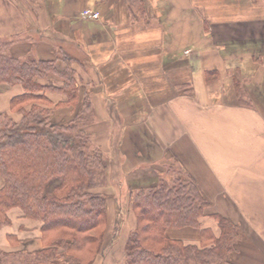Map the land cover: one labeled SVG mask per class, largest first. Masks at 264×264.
I'll return each instance as SVG.
<instances>
[{
	"label": "crops",
	"instance_id": "crops-1",
	"mask_svg": "<svg viewBox=\"0 0 264 264\" xmlns=\"http://www.w3.org/2000/svg\"><path fill=\"white\" fill-rule=\"evenodd\" d=\"M142 1L143 8L126 0H0V37L16 39L12 55L53 60L58 68L72 57L77 98L63 104L64 95L44 92L54 104L51 119H71L87 90L94 109L86 127L91 141L106 143L112 157L115 136V174L126 192L117 205L113 187L105 190L107 224L93 264L124 263L125 240L135 226L126 208L129 189L156 184L177 158L210 202L200 218L209 232L202 240L200 229L191 226L167 228L165 234L184 244L207 243L219 234L209 212H218L239 228L224 264H264V100L250 106L212 103L210 92L218 86L210 90L214 83L206 79V71L218 70V79L234 77L247 92L264 93V0ZM86 7L99 16L82 18ZM184 47L189 48L183 52ZM22 91L20 84L0 88V112L19 120L9 102ZM179 146L202 162L199 171L189 167ZM7 214L0 250L32 253L43 246L39 220L17 207ZM115 244L122 250L118 257ZM106 253L111 257L101 262Z\"/></svg>",
	"mask_w": 264,
	"mask_h": 264
},
{
	"label": "trees",
	"instance_id": "trees-1",
	"mask_svg": "<svg viewBox=\"0 0 264 264\" xmlns=\"http://www.w3.org/2000/svg\"><path fill=\"white\" fill-rule=\"evenodd\" d=\"M126 2L143 8L142 0ZM15 41L0 37V88L20 84L23 89L9 102L10 111L20 112L19 120L0 112V227L10 223L7 212L17 207L24 217L41 222L43 246L32 253L0 250V264H93L106 217L105 194L91 191L100 183L97 163H101L95 148L88 150L91 139L86 127L94 118L91 96L85 90L71 119L53 121L54 104L44 92L64 95L63 104L74 103L72 57H65L62 68L53 60L22 61L10 52ZM129 194L135 226L125 240L123 264L228 261L239 229L221 213L209 212L219 234L207 243L184 244L165 234L167 228L191 226L200 229L201 240L208 235L200 218L208 213L210 202L192 175L181 178L177 171L170 182L160 178L155 185L130 189Z\"/></svg>",
	"mask_w": 264,
	"mask_h": 264
},
{
	"label": "rangeland",
	"instance_id": "rangeland-1",
	"mask_svg": "<svg viewBox=\"0 0 264 264\" xmlns=\"http://www.w3.org/2000/svg\"><path fill=\"white\" fill-rule=\"evenodd\" d=\"M186 48H189V47H184L183 52H185ZM254 50H257V49H254ZM190 53H192V51H190ZM225 74L227 75L228 73L225 72ZM217 76H218V70L217 71L216 70H210L209 72L206 71V79L208 81H211V83L212 82L214 83V84H212L213 86L210 87V90L215 91L216 86H214V85H217L218 86L217 89H219V91L221 89H223V90L225 89L226 90V92L221 91V92H218L217 93L218 90L216 89V92H210V101L212 103L213 102L215 103V101H217V102H227V103H230V102H233L235 100H236V103H240V102H246L247 103L248 102L250 104H253V102H256V101L263 102V100H264V93H260L259 92L258 94H256V93H252L251 94V93L247 92L246 87H244L243 84H242L243 81L238 80V81H240V82H238L234 77L229 78V77H226V76L218 79ZM219 86H220V88H219ZM181 87H183V86H181ZM238 98L240 100H238ZM215 111L216 110H213L212 109V113H214ZM116 131L117 130L115 129V131H114L113 134H115ZM184 136H187V134H185ZM113 137H115V136H112V140H111L112 142L109 143V145L111 146L110 150H111L112 157H108V153H106L107 151H109L108 148H107V144L106 143H103L102 145H100V144H96V143H94V142L91 141L90 146L88 148L89 151L91 149L93 150L95 148V151L94 150L93 151L95 153H98L97 154L98 157L100 156V158H101L100 165L96 162L97 165H98V168L100 169L99 175H98L99 180H100V183L96 187H93L91 189V191H95V192H99V193L105 194V217H106V204H107L106 203V193H105L106 191L105 190H109L110 191L112 189V187H113V189L115 191V197L118 200V201H116V204L117 205L121 202L119 200L120 199L121 200L123 199V196L125 195V192H126V188L124 189L122 186H119L120 183H118L120 181V179H121L122 176L117 177V175L115 174L116 173V168L114 166V162L116 161L117 152L113 148V144H114ZM179 150H180L181 153H184L186 155V157L188 158V160L187 159L186 160L189 162V167L194 168L195 171H199V167H200V164L202 162H198V158H195V159H192L191 158L192 154H191L190 148L189 147H181V146H179ZM182 159H180V158L179 159L177 158V160L175 159L177 161V164L176 165H174V164H166L164 166L165 173H163L162 175H160L159 176V179L160 178L161 179L162 178H165V179L169 180V182H170L171 179L173 178V173H177V171L179 173V177H181V178L182 177L185 178V176L187 174L192 175L188 171V169L186 168V166L183 163ZM108 168H109V172H108ZM200 177H201V174H200ZM109 178H110V181H109ZM138 187H132L130 189L134 190V189H136ZM145 187H147V186H145ZM130 189H129V192L128 193H130ZM126 202H127L126 203V208L128 209L127 211L131 213V210L132 209H130L131 208V198H130V194L127 197V201ZM226 206H227L228 210L230 211V213L232 215H234L235 214L234 207L229 202H227ZM117 210H118V213H121L119 211L120 209H117ZM106 224H107V219H106ZM105 228H106V226H105ZM104 231H105V229H104ZM111 231L114 232L115 231V227ZM113 235H115V233ZM113 235H111V237H113ZM116 239H118V237ZM102 240H103V237H102ZM107 243H108V238L105 237V242H104V246L102 248V252H104V251L106 252L105 249L107 248ZM110 249L113 252L115 250V253H117L118 251H121L122 252L119 244H115L114 250L112 248H110ZM118 255L119 254L117 253V257H118ZM109 257H111L109 255V253H106L103 256V261H101V262H104V261L107 262L109 260ZM107 264H108V262H107Z\"/></svg>",
	"mask_w": 264,
	"mask_h": 264
},
{
	"label": "built area",
	"instance_id": "built-area-1",
	"mask_svg": "<svg viewBox=\"0 0 264 264\" xmlns=\"http://www.w3.org/2000/svg\"><path fill=\"white\" fill-rule=\"evenodd\" d=\"M82 17L85 18H96L98 17V13L90 8H85L80 12Z\"/></svg>",
	"mask_w": 264,
	"mask_h": 264
}]
</instances>
